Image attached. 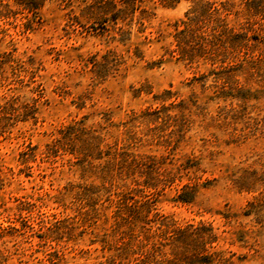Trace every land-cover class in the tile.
<instances>
[{
	"label": "rangeland",
	"instance_id": "374dc122",
	"mask_svg": "<svg viewBox=\"0 0 264 264\" xmlns=\"http://www.w3.org/2000/svg\"><path fill=\"white\" fill-rule=\"evenodd\" d=\"M38 2L0 0V264H264L260 50L178 33L194 0H145L125 32Z\"/></svg>",
	"mask_w": 264,
	"mask_h": 264
},
{
	"label": "trees",
	"instance_id": "16d2710c",
	"mask_svg": "<svg viewBox=\"0 0 264 264\" xmlns=\"http://www.w3.org/2000/svg\"><path fill=\"white\" fill-rule=\"evenodd\" d=\"M85 3V8L87 13H90L91 17L103 24L102 27L104 30H107V23L109 21L113 22L114 25H118V30H122L125 32L124 26L127 24L124 21L131 22L136 17V13L139 12L138 23L140 26L144 24V20L146 14L149 10L148 7L144 5L145 0H82ZM169 4H174L179 0H167ZM195 4L191 7V9L187 12L186 18L180 20V24L183 26L182 29L179 30L178 33L182 35L188 34L191 37H201L202 40L205 41L209 45L207 52L214 53V55H220L222 53H226V49H241L244 48L246 50L254 51L259 49L260 53L256 57V59L251 58L250 63H252L253 67L257 68L259 71H264V34L256 33V31L249 32L250 29H246L241 32H234L233 29L229 28L227 25L226 17L222 16L225 12L228 14L233 11L235 7V3L230 1H221L217 3L214 0H194ZM32 2V3H29ZM19 3L24 4L26 8L30 9L38 6V0H19ZM35 4V5H33ZM242 4L247 13L255 18L263 20L264 24V0H242ZM240 9L238 10V12ZM130 18V19H129ZM199 26L205 27L204 30H200ZM141 28V27H140ZM207 28L209 31L207 32ZM225 61V60H223ZM258 66V67H256ZM260 66H263L261 69ZM231 66L228 68L223 67V69L218 71L221 74L220 78L231 81V77L233 76L231 71ZM233 83V82H232ZM167 92H170L167 90ZM122 160L126 163H129L127 159L122 158ZM137 163L136 166H142L141 164H147L144 161H137L135 158L133 161ZM140 162V163H139ZM127 166H132V164H126ZM143 165V166H145ZM134 166V165H133ZM169 173V172H167ZM169 176V175H167ZM169 178V177H167ZM166 178V180H167ZM150 179L153 181H148V186L156 187L154 183L155 179L153 175H151ZM169 181V179H168ZM185 201L186 199H182ZM122 210L129 211V205H125V201L123 200ZM126 207V208H125ZM134 208L136 210L135 205H130V208ZM183 233V230L181 231Z\"/></svg>",
	"mask_w": 264,
	"mask_h": 264
}]
</instances>
